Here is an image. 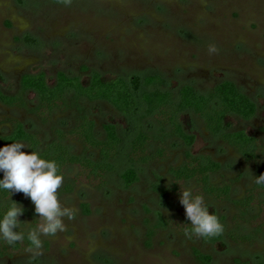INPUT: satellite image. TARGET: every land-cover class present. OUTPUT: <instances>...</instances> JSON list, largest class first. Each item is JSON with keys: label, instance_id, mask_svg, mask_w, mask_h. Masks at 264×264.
Listing matches in <instances>:
<instances>
[{"label": "rangeland", "instance_id": "rangeland-1", "mask_svg": "<svg viewBox=\"0 0 264 264\" xmlns=\"http://www.w3.org/2000/svg\"><path fill=\"white\" fill-rule=\"evenodd\" d=\"M209 43L218 46L217 54H208ZM61 72L83 82L93 72L110 79L159 75L166 80L162 89L175 96L185 85L208 94L221 83L233 82L258 112L248 122L231 117L226 132L245 131L264 145V0H71L67 6L62 0H0L3 93L18 95L24 75L43 73L53 87ZM25 102L24 108L0 103L1 135H8L12 121L17 120L48 145L54 130L70 131L76 125L72 111H58L50 122L41 121L34 112L38 105L34 93H28ZM82 104L95 120L100 139L104 125L118 124L123 140L120 155L112 162L115 170L104 187L87 181L78 167L67 170L58 192L63 203L75 208L77 218L65 220V232L45 238L44 254L36 264H201L195 258L196 249L212 257L211 264H264V233L256 234L264 226V205H255L243 219L236 206L254 187L250 178L264 167V158L256 167H247L238 152L206 132L202 120L186 116L197 136L192 153L221 164L213 183L233 184L227 201L204 196L225 227L223 240L209 244L204 239H189L179 230L189 222L179 195L162 200L155 191L158 183L172 186L171 170L183 164L185 146L169 140L168 158L136 165L140 181L126 188L121 176L131 167V142L140 127L155 135L158 123L146 119L140 126L107 103ZM66 145L75 155L98 159L97 152L87 151L76 140ZM156 149L152 143L150 152ZM67 185L72 186L71 192L66 191ZM192 186L197 194L196 185ZM11 199L29 211L21 220L38 222L34 205L23 193ZM160 214L169 223L167 227H159ZM239 221L243 225L240 232L253 235L252 244H235L229 239ZM30 260L26 249L11 257L0 256V264H30Z\"/></svg>", "mask_w": 264, "mask_h": 264}, {"label": "trees", "instance_id": "trees-1", "mask_svg": "<svg viewBox=\"0 0 264 264\" xmlns=\"http://www.w3.org/2000/svg\"><path fill=\"white\" fill-rule=\"evenodd\" d=\"M165 86L166 80L159 75L110 79L99 72H93L89 81L83 82L79 77L61 72L53 87L49 86L43 73L24 75L20 81L21 92L18 95H6L0 87V103L9 108H24L25 96L34 93L38 97V105L34 112L41 121L50 122L58 111H72L77 117L76 125L70 131L54 130L53 141L45 145L39 134L29 132L21 121L16 120L12 121V130L8 135L0 134V142L4 146L15 141H23L32 149H38L44 158L54 159L65 177L69 168L78 167L81 176L87 181L97 182L104 187L107 184V176L115 170L112 162L120 155L123 140L119 126L115 122L104 125V138L100 139L96 133L97 124L82 103L84 101L107 103L127 120L136 119L140 126L146 119H154L159 125L155 135L148 134L140 127L132 140L129 153L131 167L121 176L126 188H131L140 181L136 165L164 161L168 158L169 140L174 139L186 148L184 162L171 170L172 186H162L161 183L156 185L155 191L159 197L162 200L177 197L183 184L191 181L196 185L198 195L209 196L217 201L229 200L232 182L213 183V177L222 169L221 164L210 156H197L192 153L191 149L197 141V136L192 133L195 128L186 116L192 114L202 120L209 135L227 143L244 158L247 167L253 168L264 158V145L245 131H226L230 126L231 117L252 121L258 112L256 104L233 82L221 83L208 94H201L193 86L185 85L180 89L178 96L163 90ZM68 140H76L87 151L97 152L98 159H92L87 155H75L66 145ZM152 143L157 146L153 153L150 152ZM261 174H264V167L256 176ZM2 178L3 174L0 173V179ZM65 189L67 192L73 190L71 185H67ZM3 198L4 195L0 194V199ZM258 204L264 205V186L254 184L246 197L236 202L242 214L240 218L243 219ZM23 216H29V211L26 210ZM187 223L181 224L179 227L181 232L190 230L191 225ZM167 224L169 223L160 214L159 227H167ZM242 226L240 221L237 222L235 230L229 234V239L235 244H252L253 235L240 232ZM260 233H264V226H259L256 234ZM152 235L151 233L150 236ZM204 240L209 244H217L223 240V235ZM25 249L27 242L18 244L15 248L0 242L1 257H11ZM194 255L201 264L212 262V257L204 255L197 249L194 250Z\"/></svg>", "mask_w": 264, "mask_h": 264}, {"label": "clouds", "instance_id": "clouds-1", "mask_svg": "<svg viewBox=\"0 0 264 264\" xmlns=\"http://www.w3.org/2000/svg\"><path fill=\"white\" fill-rule=\"evenodd\" d=\"M67 6L71 0H62ZM209 55L219 52L215 43L207 46ZM31 149L30 152L24 149ZM0 242L15 248L27 242V251L31 254L30 264H36L44 254L45 238H55L67 230L65 220H75V208L62 202L58 190L62 188L65 175L61 173L54 159H47L37 149L23 141H15L0 147ZM251 182L264 186V174H252ZM23 193L34 205L38 222L21 220L25 214L24 206L11 199L12 195ZM179 200L185 209V216L191 225L185 231L189 238L208 239L222 236L225 227L219 217L205 203L203 195L196 194L192 182L188 181L179 193Z\"/></svg>", "mask_w": 264, "mask_h": 264}]
</instances>
